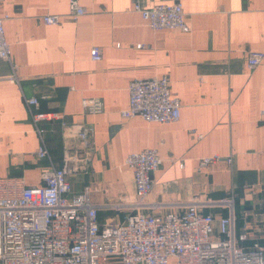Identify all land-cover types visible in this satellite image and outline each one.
<instances>
[{
  "label": "crops",
  "instance_id": "obj_1",
  "mask_svg": "<svg viewBox=\"0 0 264 264\" xmlns=\"http://www.w3.org/2000/svg\"><path fill=\"white\" fill-rule=\"evenodd\" d=\"M180 1L188 31L153 30L132 0H81L86 12L76 19L69 0H0L11 45V60L0 59V176L41 186L46 169L63 166L64 153L79 150L81 160L68 174L72 194L89 188L101 206L100 222H122L131 208L113 205L136 199L125 159L156 148L163 163L151 175L155 185L146 201L158 205L141 211L183 212L198 199L218 217L230 208L210 202L233 198L236 235H248L238 243L264 246V60L252 70L247 62L250 51H264V0ZM46 14L61 15L60 23L46 24ZM94 46L100 60L91 58ZM161 77L181 101L180 119L124 118L129 83ZM28 97L39 99L34 112L53 118L35 123ZM93 98L103 109L85 112L83 99ZM78 125L92 127V151L80 150L72 133ZM37 126L46 130L50 157L36 155ZM212 155L222 159L200 167Z\"/></svg>",
  "mask_w": 264,
  "mask_h": 264
},
{
  "label": "built area",
  "instance_id": "obj_2",
  "mask_svg": "<svg viewBox=\"0 0 264 264\" xmlns=\"http://www.w3.org/2000/svg\"><path fill=\"white\" fill-rule=\"evenodd\" d=\"M153 30L179 29L188 31L186 13L180 0H162L146 6L143 0H132ZM73 19L85 14L81 0H69ZM0 16V59L11 60V45L5 37L4 21ZM62 16L46 14V24L60 23ZM91 58L100 60L102 50L91 49ZM264 60V51L248 54L250 70ZM16 73L10 77L17 80ZM129 106L121 111L124 118L142 117L148 122H174L181 117L182 104L171 91L168 77L134 79L129 83ZM35 123L53 118L37 113L33 107L38 97L25 98ZM85 112L103 109L100 99H83ZM264 122V109L260 111ZM68 129L69 126L63 123ZM80 150L93 147L92 127L75 126ZM42 143L36 150L39 158L50 157L45 129L37 126ZM74 134V133H73ZM222 157H202L200 167H207ZM81 160L80 151L64 153L61 167L51 165L42 173L44 185L28 186L22 177L0 176V264H264V246L254 242L245 247L247 233L236 235V216L233 198L210 204L227 206V215L216 217L204 212L207 201L192 199L183 212L168 211L154 214L141 211L150 205L146 198L154 188L152 173L163 159L156 148L129 153L125 159L134 174L133 201L114 204L117 209L131 208L122 222L109 220L101 223L100 205L92 202L90 189L72 194L68 174ZM227 160L232 161L231 157ZM75 163V164H74ZM184 165L183 162L180 163ZM134 211V212H133Z\"/></svg>",
  "mask_w": 264,
  "mask_h": 264
},
{
  "label": "water",
  "instance_id": "obj_3",
  "mask_svg": "<svg viewBox=\"0 0 264 264\" xmlns=\"http://www.w3.org/2000/svg\"><path fill=\"white\" fill-rule=\"evenodd\" d=\"M77 130H78V127H76V129H74V134H77ZM92 148H90L89 150H91ZM92 151V150H91Z\"/></svg>",
  "mask_w": 264,
  "mask_h": 264
}]
</instances>
